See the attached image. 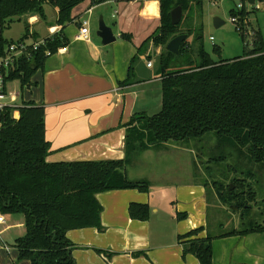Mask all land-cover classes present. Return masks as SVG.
I'll return each mask as SVG.
<instances>
[{
	"label": "trees",
	"instance_id": "trees-1",
	"mask_svg": "<svg viewBox=\"0 0 264 264\" xmlns=\"http://www.w3.org/2000/svg\"><path fill=\"white\" fill-rule=\"evenodd\" d=\"M83 1L0 0V24L6 26L13 18L32 14L43 19L44 5L49 4L58 9L55 22L63 26L72 20V8ZM101 1L92 0V3ZM158 1L160 27L138 48L124 83L139 81L133 74V63L148 43L161 46L156 67L161 77V108L152 115L137 113L127 123L122 159L48 162L50 145L44 136V108L23 103L17 119L9 114L3 117L0 124V214L23 217L25 233L13 243L18 259L28 260L30 264H75L67 231L85 227L101 230L102 207L97 193L126 188L148 192V181L130 180L126 167L153 146L167 142L187 145L213 135L217 141L228 143L264 169V41L260 32H254L252 48L232 59H221L220 47L216 45L212 52L218 59H213L202 45L201 31L195 54L186 40L181 43L179 53L173 54L166 50V43L182 31L180 23H171L170 11L178 5L183 11L192 5L200 8L204 0ZM241 1L243 6L230 12L240 22L239 32L244 41L249 12L244 6L248 0ZM24 31L28 32L27 25ZM185 33L191 35L189 30ZM44 39L45 44L30 58L21 59L11 73L21 86L31 84V77L43 66L47 51L52 54L66 44L58 33ZM219 160L224 161L225 156L209 162ZM245 174L252 176L248 170ZM230 182L213 181L217 200L229 207L236 205L248 214L249 206L244 197L252 200L254 193L244 188L237 190L243 187L240 178H232ZM149 213L146 203L128 205L132 219L147 220ZM176 217L185 219L187 213L176 212ZM247 225L214 236L208 230L205 236H200L202 227L190 230L179 236L182 256L192 254L199 264H212L214 238L264 232V225L251 226L250 222Z\"/></svg>",
	"mask_w": 264,
	"mask_h": 264
},
{
	"label": "crops",
	"instance_id": "crops-1",
	"mask_svg": "<svg viewBox=\"0 0 264 264\" xmlns=\"http://www.w3.org/2000/svg\"><path fill=\"white\" fill-rule=\"evenodd\" d=\"M57 13L56 7L44 5V18L37 14L30 17L26 22L28 32L21 36L38 40L58 33L66 40L64 46L46 56L43 66L32 75L31 84L24 85L27 88L23 94L22 86L19 94L22 104L44 108V136L50 145L46 160L122 159L127 123L137 113L150 115L148 111L157 113L161 108V77L156 63L146 66L147 61L152 62L151 50L157 57L161 46L149 42L133 63V74L139 81L124 83L138 48L160 27L159 1L103 0L94 4L84 0L72 8V20L63 26L55 22ZM100 16L115 36V41L107 45L96 35ZM83 20L88 21L87 39L78 38ZM170 148L192 154L190 148L177 142L153 146L141 154ZM136 161L135 157L126 167L127 177L148 181L150 189L97 193L102 207L101 230L85 227L66 233L73 244L75 264H199L192 254L182 256L179 242V236L190 230L202 227L199 235L205 236L208 228L206 187L194 155L183 165L186 170L182 169V175L157 169L147 175L130 176L129 168ZM130 203L148 204V219H132L128 214ZM176 212H186L187 217L178 220ZM3 216L0 264H30L18 259L13 244L25 233L23 217ZM212 264H264V232L214 238Z\"/></svg>",
	"mask_w": 264,
	"mask_h": 264
},
{
	"label": "rangeland",
	"instance_id": "rangeland-1",
	"mask_svg": "<svg viewBox=\"0 0 264 264\" xmlns=\"http://www.w3.org/2000/svg\"><path fill=\"white\" fill-rule=\"evenodd\" d=\"M241 2V0H204L200 8L191 4L192 6L187 10H182L179 30L182 33H185L187 30L191 32V35L185 40L191 45L193 54L196 53L200 31L204 49L215 60L218 59V56L212 52L214 45L220 47L221 59H232L241 55L245 49L252 48L255 38L254 32L259 31L264 41V0L255 1V4L259 5V9H254L255 5H251L247 1L244 2L245 9L249 12L245 20L244 41L241 39V32L237 30L236 24L231 21L232 15L230 12L233 8L237 10V5ZM32 16H36V14L13 18L4 26L3 35L12 40L21 37L24 35L26 22ZM50 17L51 13L49 12L48 19ZM215 17L223 21L218 27L214 25ZM154 53V49H152L150 58H152L153 65L156 63L157 66L158 56L154 57ZM21 87L19 81L15 79L7 83V88L11 92H18L20 94ZM26 88V86L22 87V94L26 91ZM21 100L22 98L18 101ZM148 112L151 115L155 114L154 112L156 111ZM184 146L192 150V154L199 164L202 185H208L205 188V197L207 199L209 221L207 223V230L211 235L214 236L233 228H246L249 226L247 225L248 222L251 223V226L255 224L264 225L263 168L251 163L245 155L228 143L217 141L213 135L205 137L200 141H193L187 145L184 144ZM192 154L187 152L182 154L171 148L168 151L158 152L157 150H152L150 153L139 154L140 156H136V163L129 168L130 176L147 175L157 169L160 171L168 169L170 175H182V169L185 168L186 170V166L184 167L183 165L188 163L189 158H192ZM220 155L225 156L224 161L209 162L212 158ZM247 170L251 171L252 176H246L245 172ZM235 177L243 181V187H238V191L244 188V191L250 190L254 193L252 200L247 201V196L245 195L244 197L246 205L249 206L248 214L243 213L236 205H232L234 208H231L228 205L221 204L215 196L213 181L229 183ZM231 187V189H234L233 185ZM235 207L237 208L235 209ZM5 216L8 218V216L12 215ZM14 216L20 217L22 215L16 214Z\"/></svg>",
	"mask_w": 264,
	"mask_h": 264
},
{
	"label": "built area",
	"instance_id": "built-area-1",
	"mask_svg": "<svg viewBox=\"0 0 264 264\" xmlns=\"http://www.w3.org/2000/svg\"><path fill=\"white\" fill-rule=\"evenodd\" d=\"M248 2V1H247ZM255 5L254 9H259V5ZM243 6L242 3L237 5V9ZM231 21L236 24L237 30L241 31V27L238 24L236 17H232ZM5 25L0 24V124L3 117L7 114L13 119H17L19 115V108L23 105L18 92H11L7 88V83L14 81L11 77L13 69H15L19 61L23 58H30L35 52H37L41 46L45 44V39L29 40L26 37H21L16 40H6L3 38V30ZM50 29V28H49ZM50 32H52L50 30ZM53 35L51 33L49 36ZM78 38H88V21L83 20L79 29ZM212 39V37H210ZM3 40V45L2 41ZM49 55V52H46ZM151 61L146 62V66L150 67ZM18 80V79H15ZM5 222L4 216L0 214V224Z\"/></svg>",
	"mask_w": 264,
	"mask_h": 264
},
{
	"label": "water",
	"instance_id": "water-1",
	"mask_svg": "<svg viewBox=\"0 0 264 264\" xmlns=\"http://www.w3.org/2000/svg\"><path fill=\"white\" fill-rule=\"evenodd\" d=\"M248 3L253 4L254 0H248ZM171 16V23L173 25H176L180 22L181 16H182V8L181 6H176L170 11ZM223 23L222 20H220L218 17L214 18V25L216 27L220 26ZM96 35L100 37L101 43L103 45H107L109 43H112L115 41V36L112 33V30L109 26H107L102 18V16L99 17L98 20V28L96 31ZM188 37V34L186 33H180L169 39V41L166 43V50L173 53L178 54L179 49L181 46V43ZM233 207L232 205L230 206ZM234 208V207H233ZM237 207H235L236 209Z\"/></svg>",
	"mask_w": 264,
	"mask_h": 264
}]
</instances>
